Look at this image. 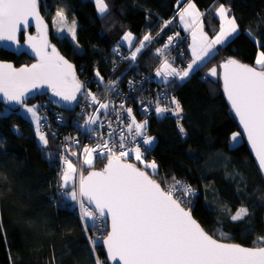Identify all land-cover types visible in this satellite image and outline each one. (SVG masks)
Instances as JSON below:
<instances>
[{
	"label": "trees",
	"instance_id": "obj_1",
	"mask_svg": "<svg viewBox=\"0 0 264 264\" xmlns=\"http://www.w3.org/2000/svg\"><path fill=\"white\" fill-rule=\"evenodd\" d=\"M184 1L105 0L107 11L98 15L94 0H39L40 11L50 24L58 11L77 20L76 43L67 35L53 32L50 43L74 65L78 80L84 84V78L91 76L106 79L119 75L122 68L112 67V47L117 43L126 46L121 39L127 32L134 37L128 47H133L148 30L155 34L138 57L139 66L154 75L152 69H157L159 61L156 48L168 30L158 18L175 20L176 8ZM191 1L200 11H206V21L217 29L213 9L218 0ZM221 1L236 20L238 33L218 46L188 78L172 77L166 83H154L160 102L175 92L182 117L176 120L170 115L137 116L145 119L142 131L155 137L152 147L143 144L142 148L146 150L145 159L157 162V172H150L134 157L123 158L145 168L163 189L177 180L181 183L176 188L183 195L182 187H191L193 192L185 195L186 201H181V205L213 237L260 247L264 245L260 239L264 237V180L243 139L236 146H229L231 134L238 130L237 123L226 104L220 79L208 73L215 66L219 69L229 58L249 65L258 48L264 52V0ZM0 58L15 64L29 62L24 54L19 57L4 50H0ZM200 74H205V79H200ZM44 101V94L40 93L26 102L37 107L40 124L47 115L42 113ZM19 108L0 103V264H96L86 236L87 232L93 233L94 221L82 224L72 211L71 201L63 194L55 195L53 190L59 153H63L67 163L74 164L82 156L85 164L88 154L82 153L83 147L60 145L54 137L65 132L64 126L56 135L44 134L48 143L40 145L33 136L31 120ZM62 114L70 125L73 111ZM105 159L97 157L96 166L103 165ZM91 167L94 166L88 164L85 172ZM236 204L247 208L248 214L232 220ZM93 240L100 246L97 257L104 262L99 239Z\"/></svg>",
	"mask_w": 264,
	"mask_h": 264
},
{
	"label": "snow or ice",
	"instance_id": "obj_2",
	"mask_svg": "<svg viewBox=\"0 0 264 264\" xmlns=\"http://www.w3.org/2000/svg\"><path fill=\"white\" fill-rule=\"evenodd\" d=\"M98 11L103 14L107 11L105 0H96ZM189 8L194 5L189 4ZM222 20L226 19V9L221 6L217 9ZM61 21L64 19L62 11L57 12ZM198 15V14H197ZM34 17L37 21L38 31L42 23L37 0H0V41L16 42L18 26L24 24L27 27L28 18ZM183 19V14H181ZM230 31L221 26L220 33L201 52L196 50V33L193 32V61L187 70L178 71L165 61L163 68L164 78L175 75L183 79L189 75L193 65L198 60L207 56L213 45L224 43L226 38L237 31L235 20H227ZM75 39V24L69 29ZM202 39H207L201 34ZM124 40L132 41V34L126 33ZM151 40L145 35L140 41V47L132 52L131 59L135 60L137 53L144 47L146 41ZM172 37H169L171 42ZM27 43L38 57V63L31 67L14 69L11 64L0 63V94L16 104H23L25 93L41 84H47L53 94L71 103L77 99V93L84 87L75 77L73 67L63 57L59 56L53 48L51 54L44 51L47 45L46 33L40 32V40L29 35ZM160 51L159 49L157 50ZM259 70L248 65L241 64L234 59H229L220 67L224 69L222 78L224 92L232 109L239 117L240 123L247 133L249 142L259 160L260 168L264 170V52L256 58ZM212 75H217V70H211ZM157 75H161L158 70ZM99 76V73H97ZM103 78H101L102 80ZM114 83V82H113ZM93 103H98L96 96L88 93ZM176 105L175 113L181 111L179 103L173 99ZM123 107V105H121ZM107 108L106 103H99L100 109ZM167 109L157 107V114ZM36 119L34 107L26 109ZM131 116L132 110L128 109ZM87 124L95 123V117H90ZM135 124L136 135L142 134L144 125L135 123L128 125L129 130ZM181 133L184 128L180 127ZM39 139L45 145L48 141L43 133H39ZM238 133H233L232 140L236 141ZM153 138L144 136L143 144L151 145ZM123 145H121L122 147ZM104 147H108L107 144ZM136 159L141 160L139 148L135 149ZM91 155V150L85 149ZM128 155L120 152H109L108 164L102 172H89L80 177L79 195L86 197L89 204H95V209L88 210L83 201H79L82 210V219L93 221L99 216L107 215L111 218V232L104 239L107 246L108 258L118 260L120 264H264V246L246 248L238 244L220 243L212 236L206 234L199 224L192 218L191 212L186 211L181 201L174 198L176 185L162 190L161 185L149 178L145 171H141L132 164L121 163V157ZM67 163V162H66ZM85 164L91 165V159H85ZM147 168L154 171L157 168L153 161L146 164ZM76 170L71 163L61 175V187L65 188L70 180V173ZM185 195H190L193 189L182 187ZM70 198L77 200V192L68 193ZM248 214L247 208L241 207L232 220H239ZM264 241V237L260 238ZM97 264H102L97 260Z\"/></svg>",
	"mask_w": 264,
	"mask_h": 264
},
{
	"label": "rangeland",
	"instance_id": "obj_3",
	"mask_svg": "<svg viewBox=\"0 0 264 264\" xmlns=\"http://www.w3.org/2000/svg\"><path fill=\"white\" fill-rule=\"evenodd\" d=\"M189 1H191V0H185L184 1V3L183 4H181V5H179V6H177V10H176V12H175V14H174V16H175V20H173V19H170V18H162V17H160V18H158L160 21H162V23H163V26L164 27H166L168 30H167V32L165 33V35H164V37L161 39V41L159 42V44H158V46H157V48H156V51L159 49L160 51L158 52L157 51V53H158V56H159V61H158V63H157V65H156V68L157 69H152L153 71H155L154 72V75H153V77H152V79L149 81V83H150V85L151 86H155L154 85V83H157V84H163V83H166L170 78H172V77H177V78H179L180 79V77H178V76H175V75H170V76H168L167 77V79H165L164 78V71H166V69H164L162 66H163V64L165 63V61H167V63L171 66V68H175V69H177L178 71H183V70H187L188 68H187V64H188V62H189V58H190V51H189V49H188V46H187V41H189L190 40V36H191V32L192 31H194V26L196 27V25H193V27H192V29H188V30H185V28L183 29L180 25H179V23H178V13L183 9V7L189 2ZM191 2H193V1H191ZM94 3H95V8H96V12L98 13V15H101V13L98 11V8H97V5H96V0H94ZM194 3V2H193ZM217 4H222V5H225V4H223L222 3V1L221 0H218V3ZM216 4V5H217ZM38 5H39V10H40V2H39V0H38ZM224 8L226 9V14L230 17V18H232V19H230V20H235L234 18H233V16L229 13V11H228V8L226 7V6H224ZM201 12V20L203 21V23H204V25H205V28H207V31H208V33L210 34V36H213V38L211 39V41H213V40H215L214 39V37H215V33H216V29H214V27H212V25L209 23V22H207L206 21V19H205V14H206V11H200ZM40 14H41V16H42V18L45 20V22L47 23V26H48V32H49V41H50V35L52 34V32L53 33H56V34H58V35H67L70 39H71V41L72 42H74V43H76V30H75V39H73V37H72V32L69 30V29H71L72 28V26H73V24H75V27H76V24H77V20L76 19H74V17H72V16H69L67 13H63L64 14V19H63V21H61L60 20V18L59 17H57L56 16V18L53 20L52 19V22H51V24L49 23V22H47L46 21V19H45V17H44V15L41 13V11H40ZM235 22H236V20H235ZM236 24H237V22H236ZM237 26H238V24H237ZM236 26V27H237ZM228 27V26H227ZM30 30H32V32L30 31ZM238 30H239V28H237V31L235 32V33H232L230 36H228L227 38H226V40H225V42L224 43H222V44H226L227 42H229V40L231 39V38H233L237 33H238ZM228 31H230V30H228ZM31 34V35H35L36 34V32L33 30V29H29L28 31H25V32H23L21 35H20V40H25V35L26 34ZM127 33H131V32H127ZM172 33H173V37H172V40H171V42H169V37H170V35H172ZM126 34V33H125ZM125 34H124V36H125ZM132 34V33H131ZM145 35H149L150 37H151V40L154 38V36H155V34H152L151 33V31H146L143 35H142V38L145 36ZM123 36V37H124ZM123 37H122V39H121V42L122 43H124V44H126V45H130V44H132V42H133V40H134V37H133V34H132V41L131 42H129V41H127V40H124L123 39ZM151 40H149V41H146L145 42V44H144V47L143 48H141V51L139 52V53H137V55H136V63H137V65L139 66V63H138V57L140 56V54L143 52V50L146 48V46L148 45V43L151 41ZM140 41H141V39H139L138 41H137V43L134 45V50H133V52L136 50V48L137 47H140ZM164 41H166V42H168V44H167V46L164 48V47H162V43L164 42ZM210 41V42H211ZM210 42H208V44L210 43ZM118 44V43H117ZM160 44H161V46H160ZM207 44V45H208ZM118 45H120V44H118ZM206 45V46H207ZM124 47H126V46H124ZM217 49V47L215 48V50ZM214 50V51H215ZM112 51H113V48H112ZM213 51V52H214ZM261 52H263L260 48H258V52H257V54H256V57H255V59H254V61L251 63V64H249V65H252V66H254V67H256V68H258L259 69V66L258 65H256V58H257V56L261 53ZM113 53H114V51H113ZM25 55V54H24ZM131 55H132V53L126 58V59H124V60H122V61H124V62H128V64L127 65H130V63L132 62V60L133 59H131ZM20 57V56H19ZM28 59H29V62L28 63H22V64H30V63H32L33 61H34V59H32V58H29L28 56H26ZM1 59V58H0ZM117 59V57L114 55V61ZM229 59H232V58H229ZM229 59H226V61L227 60H229ZM1 60H7V59H1ZM235 60V59H234ZM9 61H11V60H9ZM225 61V62H226ZM237 61V60H236ZM224 62V63H225ZM239 62V61H238ZM223 64V63H222ZM221 64V65H222ZM16 65H21V64H16ZM220 65V66H221ZM219 66V69L215 66V69L217 70V75H212L211 73H208L210 76H213V77H218L219 79H220V81H221V67ZM140 67V66H139ZM196 68L194 69H192V70H190L189 71V75L187 76V77H184L183 79H181V80H184V79H186V78H188L199 66H195ZM142 70H144V71H146L145 69H143L142 67H140ZM187 68V69H186ZM214 68V67H213ZM213 68H211V70L213 69ZM160 71L161 72V75H157V71ZM76 72V71H75ZM146 72H148V71H146ZM149 73H153L152 71H149ZM128 74V73H127ZM92 77V76H91ZM205 77H206V75L205 74H200L199 75V78L200 79H205ZM76 78H77V76H76ZM94 80H96V81H98V82H100V83H102V84H98V83H94L95 85L97 84L98 86H100L101 88H105V87H107L110 83H111V80L109 79V78H106V79H102L101 80V78H98V77H92ZM77 80H78V78H77ZM79 81V80H78ZM84 81H85V84L87 85V87L89 88V87H92V83H89L88 82V80L87 79H85L84 78ZM113 82H117L116 80H112ZM80 82V81H79ZM84 87L81 89V91L79 92V93H77V99H76V103H75V106H74V108L71 110V111H73V118L74 119H71L70 120V122H71V124L69 125L68 123V125H63L64 126V128H65V132H67V131H69V127H72L73 129H76V127H74V125H73V120H75V122H76V124H80L83 128H89V126H88V124L86 123V122H84V117H80V116H77V113L78 112H80L81 110H82V107L81 106H83V100H82V97H80L81 96V93H82V90L84 89V88H86L85 87V84L84 83H82V82H80ZM222 83V82H221ZM155 87H157V86H155ZM221 89H222V84H221ZM222 91H223V89H222ZM40 93H43L44 94V104H42V109L45 111V113L47 114V115H45L44 117H45V121H43V122H41V124H40V117H39V113H38V110H37V107L34 105V104H28V103H24V105H22V106H20V108H19V112L21 113V114H23L24 116H26L27 118H29L30 120H31V122H32V127H33V136H34V138L37 140V142L40 144V145H42V146H44L45 144L43 143V142H41L40 141V139H39V135H38V132L39 133H43V134H46L47 133V127L48 126H50V124H52V123H55V122H57L58 123V119L56 118V116H55V113L54 112H51V110H55V112L57 111L58 113H59V115L60 116H62L63 117V114H62V111H65V110H63V109H61V108H59V107H57V106H55L53 103H52V101H50L49 100V92H46V91H42V92H39V93H37V94H35V95H38V94H40ZM174 94V98H176L177 100H179L178 99V96L175 94V92L173 93ZM35 95H33L32 97H34ZM29 98H31V97H29ZM178 102H180V100L178 101ZM181 103V102H180ZM2 104V103H1ZM96 104V103H95ZM3 105V104H2ZM181 105V104H180ZM4 106V105H3ZM29 107H34L35 108V110H36V119H34L33 118V115H32V113H30V112H27L26 111V109L27 108H29ZM13 108H15V107H13ZM48 108V109H47ZM181 109H182V106H181ZM182 114H183V110H182ZM165 115H169V114H165ZM164 115V116H165ZM164 116H162V117H164ZM171 116V115H170ZM182 116V115H181ZM132 117H133V119L135 120V123H137V124H142L143 125V123L145 122V119L144 120H142V119H140V118H138L137 117V115L135 114V113H132ZM150 117H153V116H150ZM162 117H160V118H162ZM144 118H147V117H144ZM156 118V117H155ZM65 119V118H64ZM133 119H132V122H133ZM35 120V121H34ZM99 122V121H98ZM132 122H131V124H132ZM61 124H63V123H61ZM134 125V124H133ZM177 126L179 127V125L177 124ZM61 128H62V126H60ZM101 128H102V126H101ZM99 131H100V126H98L97 127V131H96V133L94 134L95 135V139L94 140H89L88 139V137H87V139H86V141L84 140V142H83V145H85L86 144V146L87 147H83V150H82V153H84L85 152V149L87 148V149H89V150H91V155H87V159H91L92 161H93V163L91 164L92 166H94V167H91V169H93V168H100V167H102L103 165H101V166H96L97 165V161H96V156L94 155V153L92 152V149H93V147H95L99 142H100V140H101V136H100V134H99ZM233 133H238L239 135L237 136V139H236V141H233L232 140V135H233ZM232 134H231V136H230V141H229V146L230 147H234V146H236L237 144H239L241 141H242V135H241V133H240V131L239 130H236V131H234ZM65 135H56L54 138L57 140V141H59L60 142V145H62V143H63V145L64 146H66V145H68V144H70L71 146H72V139L74 138V137H78V140H83L84 139V137H81V136H79V134H74V135H70V134H67L65 137H64ZM149 137H151V138H153V141H152V143H151V145H145L144 144V146L145 147H152L153 145H154V143H155V137L153 136V135H150ZM64 139V140H63ZM62 140H63V142H62ZM87 142V143H86ZM76 144L77 145H79V143L76 141ZM77 145H75V144H73V146H77ZM82 145V146H83ZM92 148V149H91ZM136 148H139L138 146L136 147ZM140 149V148H139ZM70 152H72V154H74V152L73 151H71L70 150ZM127 154L128 155H126V156H124V157H134L135 158V161L136 162H141L142 164H143V166H145L146 167V164H148V163H151V162H153L154 160H152V159H145L144 158V153H141L142 155H141V160H137L136 159V152H134V153H131V152H127ZM83 156L81 157V161L80 162H78V163H72L71 162V164H72V166H73V168H75V172L74 173H70V180H69V183L67 184V186L65 187V188H62L61 187V183H62V181H61V175H62V173H63V170H65L66 168H67V164L65 165V164H61V166H62V168L60 169V170H58V167H57V170H56V178H55V184H54V194L56 195V194H63V195H65L66 196V198L67 199H69L70 201H71V208H72V211H74L75 213H76V215H78V217L80 218V220H81V222H82V224H84V225H86V222H88V223H92V221H88L87 220V218L85 217L84 219H82V210H81V204H80V202L79 201H83V204H84V207L86 208V209H88V210H93L92 209V207L83 199V197H80V195H79V181H80V177L83 175H85V173L86 172H88V171H86L85 172V169H86V166L88 165V164H83ZM58 160H59V157H58ZM58 162V161H57ZM155 163H156V165H157V168H156V170L154 171L153 169H151V168H148L149 170H150V172H152V173H155V172H157V170H158V164H157V162L156 161H154ZM65 168V169H64ZM170 183H168L167 185H169ZM72 191H76L77 192V200L76 201H74V200H72L71 198H70V196L68 195V193H70V192H72ZM241 208V206L239 205V204H236L235 206H233V211H232V216L233 215H235L236 214V212L239 210ZM97 219H99L100 221H101V224H98V222H97ZM105 220V221H104ZM94 222H93V224H92V226L94 227V229H93V233L91 232V233H86V236H87V239H88V241H89V243L90 244H92L91 245V247H92V250H93V253H94V255L96 256V260H99L98 259V257H97V254H96V249L98 250V249H100V246L99 245H96L94 242H96V240H93V238H97V240L99 239V241L98 242H100V244H101V247H102V241H103V239L106 237V235H107V233H108V222H107V220L104 218V217H102V216H99L98 214H97V218L95 219V220H93ZM103 223H104V225H103ZM98 225H100V226H98ZM106 225V226H105ZM107 228V230H105V228ZM87 229V228H86ZM92 242V243H91ZM102 250H103V248H102ZM104 262H107L108 263V261H107V258H106V256L104 255ZM104 262H102V264L104 263ZM96 264H97V262H96Z\"/></svg>",
	"mask_w": 264,
	"mask_h": 264
},
{
	"label": "built area",
	"instance_id": "obj_4",
	"mask_svg": "<svg viewBox=\"0 0 264 264\" xmlns=\"http://www.w3.org/2000/svg\"><path fill=\"white\" fill-rule=\"evenodd\" d=\"M173 36L174 35L172 33L170 37ZM141 40H143V38ZM167 44L168 42L164 41L162 43V47L165 48ZM112 48L115 56L117 57L115 62L112 64V67L114 69L122 68L119 75L116 77L111 76L109 78L111 83L105 88H101L97 84L95 85L94 83H102L94 80L92 77L87 78L88 82L92 83V87L84 88L80 96L83 100V106H81L82 110L77 113V116L84 117V122H86L90 117L94 116L95 123L88 124L89 128H83L80 124H76L75 120H73V125L76 127V129L69 127V131L62 134L65 136L67 134H79V136L84 137V139L78 140V137H74L72 139V145H77V141L79 145L76 147H87L86 144L83 145L84 140L86 141L87 137L90 141L94 140V134L97 131V127L100 126L99 134L101 136V140L95 147H93V149H91L96 156V159L97 157L105 156V160L109 159L110 151L115 152L117 155H119L120 152L134 153L136 152L135 149L138 146L141 153L146 152L142 146L144 136H147V133L142 131L141 135H136L135 124L131 130L128 128V125L131 124L133 119L132 113H135L137 116H153L156 118H160L165 114H169L176 120L182 117V109L178 115L174 114L176 105L172 103V101L173 99H175L177 102L179 100L174 98L173 93L169 94L161 102L159 101L156 90H153L157 87L151 86L149 83L153 77V73L142 70L137 65L136 59L132 60L130 65H127L128 62L122 61L133 52L134 46L123 47L121 45L115 44ZM113 79L117 82L113 83ZM88 93H92L94 96H96L98 103H93L91 97L87 95ZM99 103H106L107 108L97 111L99 108ZM178 103L180 105V102ZM121 105H123V107H121ZM157 107L165 108L167 110L163 113L157 114ZM128 109L132 110L131 116L128 114ZM51 112L55 113L58 123L55 122L50 124V126L47 127V132H51L56 135L58 134V129L60 126L68 125V122L64 119V117L60 116L57 111L55 112V110H51ZM42 113L44 114L45 111L43 110ZM105 144L108 145L107 148L104 147ZM121 145L123 146L121 147ZM59 154L60 157L57 162L58 170L62 168L61 164L66 163V158L63 153ZM169 187L171 186L166 185L164 190L167 191ZM173 196L179 201H186V196L183 195L178 189L173 193ZM97 222L98 224H101L99 219H97Z\"/></svg>",
	"mask_w": 264,
	"mask_h": 264
},
{
	"label": "water",
	"instance_id": "obj_5",
	"mask_svg": "<svg viewBox=\"0 0 264 264\" xmlns=\"http://www.w3.org/2000/svg\"><path fill=\"white\" fill-rule=\"evenodd\" d=\"M37 7H38V12H39V16H40V19L42 21V23L40 24L39 26V31H38V26H37V21L34 17H29L28 18V24H27V27H25L24 24H21L18 26V30H17V33H16V42L13 43L11 41H0V50H4V51H7V52H11L13 55H16V56H20L22 54H25L26 56H28L29 58H32L34 59V61L30 64H21V65H16L13 61H9V60H1L0 59V63H3V64H11L13 66L14 69H20V68H24V67H31V65L33 64H36L38 63V57L36 56L35 52L32 50V48L29 46V44L27 43V37L31 34H26L25 35V40H20V35L25 32V31H28L29 29H33L36 34L35 35H31L33 37H36L37 38V41L39 42L40 40V32L43 31L46 33V37H47V47L44 48V51L51 54L52 52V49L55 48L49 41V30H48V26H47V23L45 22V20L42 18L41 14H40V10H39V5H38V0H37ZM56 49V48H55ZM56 52L59 54V56L63 57L64 60L68 61L69 64L72 65L73 67V71L75 73V77H76V72H75V67L74 65L67 59L65 58L63 55H61L58 50L56 49ZM241 63V62H239ZM241 64H244V63H241ZM245 65H248V64H245ZM249 67H254L252 65H248ZM256 68V67H254ZM257 70H259L257 68ZM223 72H224V69L221 68V84H222V89H223V95H224V98H225V101H226V104L229 108V111L231 112L232 116L234 117L236 123H237V129L240 131L241 135H242V138L243 140L245 141L248 149H249V152L260 172V175L261 177L263 178L264 180V170H262L260 168V164H259V160L257 159V156H256V153L255 151L253 150L252 148V145L251 143L249 142L248 140V137H247V133L244 131V128L243 126L241 125L240 123V120H239V117L236 116L235 114V111L232 109L231 107V104L230 102L228 101V98H227V95L225 94L224 92V84H223V78H222V75H223ZM77 79V78H76ZM42 91H46V92H49V100L52 101V103L65 110V111H71L74 106H75V103H76V100L75 101H72L71 103L69 102H66L64 101L61 97L59 96H56L53 94V91L51 88L48 87L47 84H41L39 87L37 88H32L30 89L27 93H25V98H24V103L27 102V100L29 99V97H32L33 95L39 93V92H42ZM77 95V94H76ZM0 103H2L5 107H8V108H13V107H20L22 106L23 104H16L14 102H10L8 100H6L2 94H0ZM121 163H126V164H132L134 165L136 168H138L139 170L141 171H145L148 175H149V178L153 179L152 176L149 174V172L145 169V168H141L140 166H138L132 159H124L121 157ZM108 164V160L103 164L102 167L100 168H93V169H90L88 172L85 173V177L89 174V172H93V171H96V172H102L104 170V168L107 166ZM155 180V179H154ZM156 181V180H155ZM157 182V181H156ZM158 183V182H157ZM162 190L163 187L161 186ZM83 199L89 204V201L86 197H83ZM92 209H95V204H89ZM183 207V206H182ZM186 211H189L188 209L185 208ZM192 218L199 224V226L201 227V229H203V231L210 235L207 231L204 230V228L201 226V224L193 217V215L191 214ZM104 217L107 222H108V233L111 232V218L110 216L107 215V211L105 210V215L102 216ZM263 223H264V216H263ZM107 233V235H108ZM106 235V237H107ZM212 236V235H210ZM105 237V238H106ZM104 238V239H105ZM213 239H216L218 242L220 243H226V244H238L242 247H246V248H253L255 246H247V245H243V244H240V243H237V242H228V241H224V240H220V239H217L215 237L212 236ZM104 239L102 241V248H103V252L107 258V261H108V264H120V262L118 260L116 261H113V260H110L108 258V253H107V246L104 244ZM264 246V245H263Z\"/></svg>",
	"mask_w": 264,
	"mask_h": 264
},
{
	"label": "crops",
	"instance_id": "obj_6",
	"mask_svg": "<svg viewBox=\"0 0 264 264\" xmlns=\"http://www.w3.org/2000/svg\"><path fill=\"white\" fill-rule=\"evenodd\" d=\"M189 4L194 5V8L190 9L189 8ZM221 6H223V5L222 4H217V5H215V8L213 9V15L218 19V28L216 29V33H215L214 39L220 33L222 25H223V27L226 30H230V26L227 24V20H230L232 18H230L225 13L226 19L225 20L221 19V17L218 15V12H217V9H219ZM181 14H183V19L181 18ZM178 23L183 29L185 28V30L192 29L193 25H196V27L194 26V28H193L194 31L191 32L190 40H189V43H188V49L190 51V58H189V62L187 64V68H188V65L192 63L193 58H194L193 57V32L196 33V45H195L196 50H197V52H201V54H202V49L204 47H206V45L208 44V42L211 41L213 36H210V34L207 31V28H205V25H204L203 21L201 20V12H200V10L191 1H189L183 7V9L178 13ZM236 26H237V24H236ZM237 28H238V26H237ZM201 34H203V36L206 37L207 39L206 40L202 39L201 38ZM220 45H223V44L221 43V44L213 45L210 53L207 56H205L202 60H198L197 63L195 65H193V68L195 69L196 68L195 66H200L213 53L215 48L220 46ZM126 46L128 47V45H126Z\"/></svg>",
	"mask_w": 264,
	"mask_h": 264
}]
</instances>
